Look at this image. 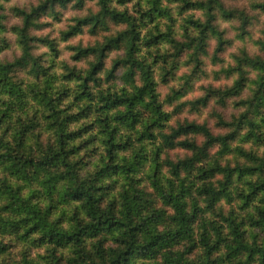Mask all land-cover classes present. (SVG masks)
Returning a JSON list of instances; mask_svg holds the SVG:
<instances>
[{"label":"clouds","instance_id":"1","mask_svg":"<svg viewBox=\"0 0 264 264\" xmlns=\"http://www.w3.org/2000/svg\"><path fill=\"white\" fill-rule=\"evenodd\" d=\"M0 264H264V0H0Z\"/></svg>","mask_w":264,"mask_h":264}]
</instances>
